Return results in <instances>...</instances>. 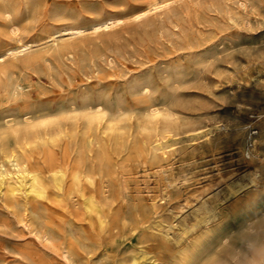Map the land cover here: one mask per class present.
Instances as JSON below:
<instances>
[{"label":"rangeland","instance_id":"rangeland-1","mask_svg":"<svg viewBox=\"0 0 264 264\" xmlns=\"http://www.w3.org/2000/svg\"><path fill=\"white\" fill-rule=\"evenodd\" d=\"M0 1L11 12L0 18V67L10 66L13 93L0 90V130L4 114L27 109L61 117L75 96L105 101L113 122L96 162L106 222L75 194L65 204L52 193L34 210L48 247L0 198V264H66L65 247L71 264H134L141 246L153 264H264V0ZM53 35L74 58L58 57ZM201 127L212 130L193 140ZM75 134L31 161L74 158ZM222 177L250 186L232 196Z\"/></svg>","mask_w":264,"mask_h":264},{"label":"bare ground","instance_id":"bare-ground-1","mask_svg":"<svg viewBox=\"0 0 264 264\" xmlns=\"http://www.w3.org/2000/svg\"><path fill=\"white\" fill-rule=\"evenodd\" d=\"M17 7L18 6H16V8ZM19 11H20V9H19ZM10 15H11V12L9 10V4L5 1H0V18H2V20H4V21H8V19L10 18ZM12 20H14V19H12ZM12 25H14V24H12ZM102 26H104V25H102ZM14 31H16V29ZM10 32H11V30H10ZM76 34H78V33H76ZM55 35H53L54 36V38H53V46H54L53 50L58 49L57 50L58 57L60 58V57L67 56V58H69V57L74 58L75 57V51L72 49H75V48L71 47V45L70 46L69 45H60V43H62L64 41H60V43H59V41L57 42L58 38H55ZM59 35H61V34H59ZM104 40H103V42H104ZM125 40H126V38H125ZM66 42H67V40H66ZM105 42H106V40H105ZM101 46L103 47L104 45H101ZM19 47L23 52L24 51L26 52L27 50L33 49L31 43H22L21 46H19ZM20 49L18 48V50H20ZM48 49L51 50L52 47H50ZM51 52H52V50H51ZM111 52H113V51H111ZM18 53H21V52L19 51ZM114 53H115V51H114ZM106 57L108 58V56H106ZM109 57H111V56H109ZM34 58L35 57H33V61H34ZM30 59H32V58H30ZM26 60H27V58H26ZM28 60H29V58H28ZM30 61H32V60H30ZM33 61L31 63H33ZM72 61H73V59H72ZM67 62H68V60H67ZM27 63H29V65L31 64L29 61ZM57 64H55V66ZM23 65H26V63H23ZM23 65H22V67H24ZM33 65H32V67L34 68ZM48 65H49V63H48ZM18 66H19V64H18ZM71 66H73V65H71ZM2 67H0V90H2V86L5 84L6 87L3 90L6 93H9L10 87L8 86V83H6V82H9V72L6 69V67L9 68L10 66H6L5 68H2ZM19 67L21 68V64ZM95 67H94V69H95ZM27 68L29 70V66ZM88 68H89V66H88ZM86 74H87V71H86ZM12 75L14 76L15 74L13 73ZM12 75L10 74V76H12ZM16 75H18V74H16ZM15 88H16V86H15ZM21 91H20V93H21ZM87 92L89 94L90 91L87 90ZM15 93H16V91H15ZM10 94H11V92H10ZM84 96H86V95H84ZM71 99H73V100H72V102H70V107L68 109H65V111H67V110H69V111H67L66 113L61 115V117L53 116V114L51 116L49 115V116L42 117V116H44L43 114H45V115H48V114H46V112H44V113L42 112L43 114L41 113L42 115L40 114V116H39L38 115L39 110H36V109H34V110H28L27 109L23 112L20 111V113H13V114H7V115L2 114L6 128L0 130V198L3 201L4 207L8 212L12 213V211L21 210L20 218L18 216H16L15 214H13V215L19 219V222H21L24 225V227H27L30 230H32V229L37 230L36 220L34 217V210L38 207L39 204L43 203L44 200L50 199V196L52 193L57 194L58 196H60V198L62 197V201L65 204L67 203L68 197L72 194H75L81 200L82 205H83V210L86 214H88L90 216L97 214V215H99V219H100V222L102 224L106 222L104 216H102L103 206H102L101 202L99 201L98 194L95 191V187H96L98 180L104 178L102 171L96 167V162L98 160L102 161L104 159L103 157H104V153H105L104 152L105 141L101 138V135L104 133V131H107V130H105V128L108 125H111L113 123L112 119H111L112 116L110 117L108 105L105 101L93 103V101L91 99H89L87 96L83 97L81 99V101L78 100L77 96H75L74 98L71 97ZM94 100H95V98H94ZM63 102H64V100H63ZM58 104H61V103L58 102ZM67 104L68 103L66 102L65 103L66 107L69 106ZM33 108H34V106H33ZM153 110L156 111L155 108H153ZM120 111H121V109H120ZM57 112H55V113H57ZM150 112H147V114ZM113 116H114V114H113ZM148 116H150V115H148ZM119 117H120V115H119ZM119 120H121V119H119ZM81 125L85 126L86 131H83L85 128L83 127L84 128L83 129L81 127ZM220 125L222 126V124H220ZM219 128H220V126H219ZM112 129H111V133H112ZM216 129H217V127H216ZM211 130H212L211 127H201V128L193 129V130L189 131V136L192 137V139H193V138L200 136L201 134H203V135L209 134L211 132ZM75 132H76V134L80 140L79 141L77 140V143L75 142L77 145V149L74 148L75 149L73 151L75 154L74 158L70 156L67 160H64V161H61L59 159L58 160H51L50 162H45V163L41 164L40 166L35 165L31 161V159H30L31 155L30 154L33 152V150L35 148L43 147L47 144H55L56 142H58L63 137L73 136V133H75ZM113 133H114V131H113ZM76 134L74 135L75 140H76ZM186 137H188V136H186ZM97 151H100V154H98ZM253 151H254V149H253ZM246 153L247 152L244 150L245 155H246ZM248 155H249V152H248ZM253 155H254V153H253ZM256 158H259V156ZM251 174H252V176L250 177L251 178L250 182H255L257 179V176L259 175V169L256 168ZM222 180L228 186V191H229L230 195H232V196H238L242 191H244L246 189L247 186H250V185H248V183H244L243 181H240V180H237V181L228 180L227 178H223V177H222ZM245 181H248V180H245ZM251 185H252V183H251ZM214 214H215V212H214ZM208 218H210V215L204 216V220H206ZM172 226L170 227V230L172 229ZM153 230H155V228ZM170 230H169V232H166L163 234L166 239L171 237ZM38 234L40 235L39 239H40L41 243H43L44 245H46L48 247H50V246L52 247L54 245V242H53L51 235H50L51 233H49L46 230H44L43 232H39L37 230L36 235L38 236ZM140 251H141V256L138 257L137 255L133 254L130 256V261H132L134 264H153L156 262V259L152 255H149V251L144 246L140 247ZM63 253H64L63 256H64L65 261L68 264H71L70 248L65 247L63 250Z\"/></svg>","mask_w":264,"mask_h":264}]
</instances>
